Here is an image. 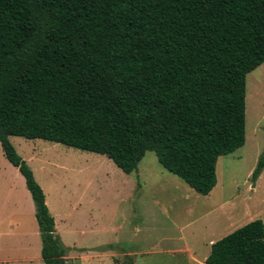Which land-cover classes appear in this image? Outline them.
<instances>
[{"label": "trees", "instance_id": "trees-1", "mask_svg": "<svg viewBox=\"0 0 264 264\" xmlns=\"http://www.w3.org/2000/svg\"><path fill=\"white\" fill-rule=\"evenodd\" d=\"M264 64V0H0V144L36 207L44 264H67L46 196L10 137L106 156L154 152L197 194L246 143L247 76ZM264 171V154L252 173ZM117 264L118 261H116ZM205 264H264V223Z\"/></svg>", "mask_w": 264, "mask_h": 264}, {"label": "rangeland", "instance_id": "rangeland-1", "mask_svg": "<svg viewBox=\"0 0 264 264\" xmlns=\"http://www.w3.org/2000/svg\"><path fill=\"white\" fill-rule=\"evenodd\" d=\"M11 142L45 193L67 264H197L179 250L190 247L200 260L210 241L264 223V171L251 180L264 154V64L247 76L246 143L219 158L209 196L169 173L154 152L127 175L106 156L44 140ZM41 253L35 203L0 144V264H44Z\"/></svg>", "mask_w": 264, "mask_h": 264}, {"label": "crops", "instance_id": "crops-1", "mask_svg": "<svg viewBox=\"0 0 264 264\" xmlns=\"http://www.w3.org/2000/svg\"><path fill=\"white\" fill-rule=\"evenodd\" d=\"M12 137H10V140H11ZM216 187L214 188V190L209 194L211 195L214 191H215ZM193 190V189H192ZM208 195V196H209ZM217 241H210L209 243V247L207 248V250L205 251L204 255L201 257L200 260L197 259V253L195 251H193L190 247H187L185 249H182V250H179L180 253L182 254H188L191 261L194 262V263H197V264H205V261L206 259L208 258V256L210 255V252H211V246Z\"/></svg>", "mask_w": 264, "mask_h": 264}, {"label": "bare ground", "instance_id": "bare-ground-1", "mask_svg": "<svg viewBox=\"0 0 264 264\" xmlns=\"http://www.w3.org/2000/svg\"><path fill=\"white\" fill-rule=\"evenodd\" d=\"M250 100H251V97L249 96V99H248L249 110H251L252 107H253V105H252Z\"/></svg>", "mask_w": 264, "mask_h": 264}]
</instances>
